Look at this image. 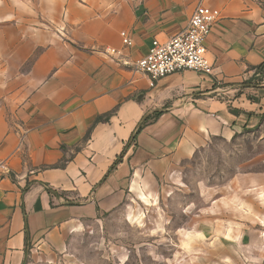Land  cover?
<instances>
[{"label": "crops", "instance_id": "obj_1", "mask_svg": "<svg viewBox=\"0 0 264 264\" xmlns=\"http://www.w3.org/2000/svg\"><path fill=\"white\" fill-rule=\"evenodd\" d=\"M200 4L219 13L214 73L151 85L136 63ZM263 63L264 0H0V264L107 210L117 186L255 125L264 99L233 94Z\"/></svg>", "mask_w": 264, "mask_h": 264}, {"label": "rangeland", "instance_id": "obj_2", "mask_svg": "<svg viewBox=\"0 0 264 264\" xmlns=\"http://www.w3.org/2000/svg\"><path fill=\"white\" fill-rule=\"evenodd\" d=\"M242 85L233 96L261 104L264 69ZM261 111L231 141L215 138L194 157L167 162L161 175L117 186L107 210L85 212L25 264H264Z\"/></svg>", "mask_w": 264, "mask_h": 264}, {"label": "built area", "instance_id": "obj_3", "mask_svg": "<svg viewBox=\"0 0 264 264\" xmlns=\"http://www.w3.org/2000/svg\"><path fill=\"white\" fill-rule=\"evenodd\" d=\"M218 21V12L198 5L187 30L166 42L154 40L148 54L136 63L137 71L149 77L151 85L186 71L212 75L215 69L208 58L207 41ZM121 36L126 47L133 45L127 32H122Z\"/></svg>", "mask_w": 264, "mask_h": 264}, {"label": "trees", "instance_id": "obj_4", "mask_svg": "<svg viewBox=\"0 0 264 264\" xmlns=\"http://www.w3.org/2000/svg\"><path fill=\"white\" fill-rule=\"evenodd\" d=\"M264 69V63L260 66V67H258L256 70H261V69ZM141 129V128H140ZM140 129H139V131H140ZM118 162V161H117ZM116 166V165H115Z\"/></svg>", "mask_w": 264, "mask_h": 264}]
</instances>
